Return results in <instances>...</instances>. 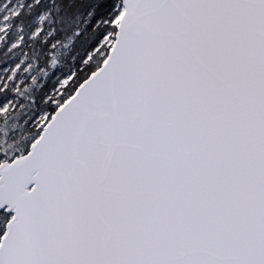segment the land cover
Segmentation results:
<instances>
[{"label":"snow or ice","instance_id":"snow-or-ice-1","mask_svg":"<svg viewBox=\"0 0 264 264\" xmlns=\"http://www.w3.org/2000/svg\"><path fill=\"white\" fill-rule=\"evenodd\" d=\"M0 264H264V0H0Z\"/></svg>","mask_w":264,"mask_h":264}]
</instances>
